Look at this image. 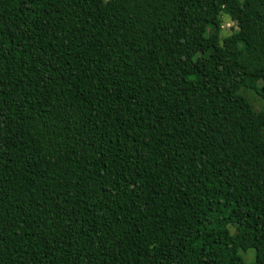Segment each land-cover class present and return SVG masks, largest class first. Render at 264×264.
Wrapping results in <instances>:
<instances>
[{
    "label": "trees",
    "instance_id": "1",
    "mask_svg": "<svg viewBox=\"0 0 264 264\" xmlns=\"http://www.w3.org/2000/svg\"><path fill=\"white\" fill-rule=\"evenodd\" d=\"M0 264H264V0H0Z\"/></svg>",
    "mask_w": 264,
    "mask_h": 264
},
{
    "label": "rangeland",
    "instance_id": "2",
    "mask_svg": "<svg viewBox=\"0 0 264 264\" xmlns=\"http://www.w3.org/2000/svg\"><path fill=\"white\" fill-rule=\"evenodd\" d=\"M226 24H228V26H226ZM230 28H235V24L232 23L226 19L225 17L221 18V35H226L229 33V29ZM245 97L249 100V102L252 105V109L254 111H258L262 106H263V102L260 101L256 95L253 92L250 91H246L244 93ZM241 256L246 260V261H250L251 257H252V251L249 250L247 254L243 255L241 254Z\"/></svg>",
    "mask_w": 264,
    "mask_h": 264
},
{
    "label": "built area",
    "instance_id": "3",
    "mask_svg": "<svg viewBox=\"0 0 264 264\" xmlns=\"http://www.w3.org/2000/svg\"><path fill=\"white\" fill-rule=\"evenodd\" d=\"M226 26H228V24H226Z\"/></svg>",
    "mask_w": 264,
    "mask_h": 264
}]
</instances>
